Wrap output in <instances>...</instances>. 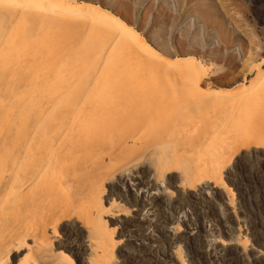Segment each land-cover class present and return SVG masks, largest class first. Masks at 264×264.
<instances>
[{"label": "rangeland", "instance_id": "rangeland-1", "mask_svg": "<svg viewBox=\"0 0 264 264\" xmlns=\"http://www.w3.org/2000/svg\"><path fill=\"white\" fill-rule=\"evenodd\" d=\"M22 1L8 5L9 12L38 10L30 5L22 7ZM75 1L109 11L135 29L157 50L161 57L160 62L157 61L159 68L171 72L169 74L178 86L192 78L199 79V85L182 92L181 95L187 98L185 103L171 104L163 112L156 135L145 137L139 115L130 111L117 117L114 126L101 136L72 141L71 146L75 147L68 154L61 153L59 164L57 161V167L54 165L53 171L48 174L49 179H44L45 184L39 193L41 196L37 199L39 202H31L29 211V218H33L29 219V225L32 228L36 225L35 229L30 227V237L34 239L29 238V244L32 240L40 241L41 233L45 231L49 242L52 240L48 243L50 246L46 245L49 250L46 251V246L34 244L29 254L39 260L38 264L58 263L55 260L63 261L62 264H72L71 260L73 264H103L105 259L111 264H163L167 253L178 250L188 264H225L216 246L218 240L245 241L246 245L264 253V106L261 104L262 107L244 110L233 123H222L221 113L203 106V102L210 100L230 101L242 96L251 97L264 87V70L255 75L253 68L264 58V12L257 13L249 0ZM81 16V19L90 17L89 14ZM14 23L13 20L0 21L6 31ZM43 33L49 32L34 24L27 35L24 52L12 55L10 65L0 70V111L6 112L4 115L8 118L0 120V196L7 188L8 173L16 151L31 136L29 133L37 112L35 101L41 96L44 99L49 96L51 89L45 83L53 77L59 63L62 81L67 80L72 68L75 69L70 82L58 92L67 100L76 101L89 84L87 81L82 85L80 81L97 71L89 66L87 57L79 58L75 67L71 63L77 57L75 54L80 41L85 37L84 30L77 32L69 41L63 63L58 58H42L46 55L48 40L45 38V43L38 46L35 37ZM114 39H117L115 33L110 44L115 42L112 41ZM60 52L61 49L58 54ZM187 58L196 60V69L193 66L192 70L196 77L189 75L182 62L181 68L180 64L177 65ZM175 65L179 67L178 71ZM162 86L166 93L172 92L169 86ZM37 88L43 90V95H36ZM141 91L135 90L134 93ZM27 95L32 96V102H28ZM35 134V151L28 162L32 168L40 164V155L50 146L49 141L41 139L40 132ZM254 135L256 138L252 139ZM251 139L260 147L248 157L242 156V149L237 147ZM223 147L226 156H232L225 162L221 173L222 180L232 192L230 206L223 202L225 192L221 187H211L212 183L199 182L196 177L199 161ZM163 172L165 174L161 176ZM182 172L189 173L187 183L181 176ZM148 175L156 189L136 184ZM40 187L36 185L33 190ZM151 197L157 200L147 204ZM140 200L148 202L141 206ZM100 203L109 209L100 212L97 210ZM40 204L46 205V210ZM135 213L143 219L142 227L122 224L123 220L132 219ZM34 219L37 224H33L36 222ZM103 224L113 232V241L107 246L105 257L100 256L96 237ZM6 227L8 230L11 226H0V242L8 239ZM1 229L7 233L4 234ZM34 230H39L38 236ZM190 235L194 238H187ZM200 241L207 246L209 254L206 257L196 254V245ZM37 246L46 249L38 251ZM50 250L51 254L55 251L57 255L50 256ZM12 252L4 264H18L27 253L26 249L19 250L21 254ZM46 252L50 254L48 260L44 258L49 257ZM44 254L46 256L43 257ZM251 264L257 263L251 261Z\"/></svg>", "mask_w": 264, "mask_h": 264}, {"label": "bare ground", "instance_id": "bare-ground-1", "mask_svg": "<svg viewBox=\"0 0 264 264\" xmlns=\"http://www.w3.org/2000/svg\"><path fill=\"white\" fill-rule=\"evenodd\" d=\"M19 1L20 0L0 1V21L13 20L15 22L12 26L10 25L11 27L7 31L0 25V40L3 39L0 41V70L10 65L12 55H19L20 53L24 52V47L27 46V35L29 34L30 28L34 24L40 26L44 31L47 30L49 32L43 33V35L39 34L40 36L36 35L35 37L36 44L38 46H40L42 43H45V38L48 40L47 44H45L46 55L42 56V58H58L60 59L61 63H63V61L66 59V53L64 51H66L67 45L71 38L74 37V35H76V33L80 30H84L86 32L85 37L80 41L77 53L75 54L77 57L72 59L71 63L75 67L78 65L79 58L87 57L89 59V66L95 69L94 71L97 70L95 74L92 72L91 76L86 75L83 77L84 79L80 81V84L82 85L87 81L89 84L86 86L87 88L85 89V92L80 97H77L78 99L76 101L70 99L67 100L58 93L61 87H66V85L70 82L71 77H73L75 73V69L72 68V70H70L67 75V80L62 81L63 75L61 78L59 69L61 66L60 63L57 66L53 77L50 76L51 78L46 80V86L51 89L47 99H44L41 96L43 95V90L41 88L36 89V95L41 97H39L40 100L35 101L37 112L32 122V129L29 133L31 136L30 138L28 137V140L23 145V147L16 151L17 153L11 162V169L8 173L9 178L7 179V188L5 191H3L2 196H0V226L3 227V225L6 224L11 226L8 230V227H6L5 230L9 232L7 237L8 239H4L3 241L1 240L2 242H0V263L4 264L6 261H8L10 258H8V255L11 254V250L13 251L12 253H15L14 251L18 253L19 250L26 249L27 253L23 252L25 254L18 261V264H38L37 261L39 260L33 258L29 252L35 247L34 244H37L39 247H44L52 240L49 242L48 236L46 235L47 232L45 233V231H42V233L39 232L41 233V239L39 238L40 241L32 240L31 245L29 244L28 239L31 238L30 236L32 235V231L30 229L32 225H29V219L31 218H29V211L32 205L31 202H39L37 199H39L41 196L39 193L43 187L42 185L45 184L47 179H49L48 174L53 171V167L56 166L55 164L61 157V153L68 154V152L73 150L74 145L71 146L72 141H80L81 138L84 140H89L91 138L101 136L104 134V132L108 131L110 127L114 126L115 121L118 119L117 117L121 116L122 114H128L130 111H133V113L139 115L141 122L143 123L142 125L144 133H146L145 137L156 135V132H158V121L163 112L171 104L182 105L185 103L187 98L181 95L182 92L184 93L193 87H197L199 85V79L192 78L191 81H186L178 86L174 78L171 76V74H169L171 72L167 73V71L164 72L161 70V68H159L157 61L160 62L161 57L157 53V50L155 51L151 45L131 26L117 19L114 15H112L111 12L102 10L98 6H84L75 0H23L20 3L22 7L25 5H30L32 8H36L38 10H31L28 12H24L25 10H23L22 13L20 12L14 14L9 12L8 5H14ZM249 1L253 2V6L256 8L257 13L260 14L261 12H264V0ZM85 14H89L90 17L81 19V15L85 16ZM9 24L10 23H8V25ZM114 33L117 34V39L119 37V42L117 39L112 40L117 42V44L114 42L116 45L114 43L110 44L112 34ZM60 49L61 52L58 54V50ZM58 55L60 56L58 57ZM181 62L183 63L182 65H184L185 69L189 71V75H193V66L196 64L195 58L184 59L178 62L177 65L179 66ZM178 66L177 69L175 68L177 71L179 69ZM253 68L255 70V75L260 74L261 71L264 70V58L254 64ZM193 77L196 76L193 75ZM179 78H181V76ZM244 80L245 79L242 78L243 82ZM163 84L169 86L172 92L166 93L164 91L165 88L162 86ZM135 90L142 91L139 94H136L134 93ZM255 92L256 93L251 97L242 96L239 98L237 97L236 99L233 98V100L230 101H205L203 102V106L209 110L221 113L223 116L222 123H233L236 120L237 115L242 113L244 110H249L250 107L261 106V104L264 106V87ZM20 96L21 94H19V97ZM31 97L32 96L27 95L28 102L31 101ZM1 101L2 99L0 98V103ZM4 114H6V112L3 113L0 111V120L6 121L8 118ZM39 132L41 139L44 141H49L50 146L43 153L40 152L42 153V155L39 154L41 162L36 168H32L28 162L32 156V153L35 151V133ZM54 135H56V137H54ZM254 138H256L255 135L252 139ZM252 139L251 141L246 140L247 142L242 141L243 143L240 146L238 145L239 147H237L235 144L238 150L242 149V156L248 157L251 153H255L254 149L260 147V144L257 141V143L253 142ZM211 149L213 150L214 148ZM76 151L77 150L75 149L73 153L75 154ZM226 153L227 152L225 151L224 147L223 149H215V151L213 150L208 154L207 158H205L206 160H200V164L196 167V177L199 182L212 183L211 187H221L225 192V197L224 195L222 196L223 202L229 204L230 206L233 200L232 192L224 180H222L223 177H221L222 168H224L225 162H227V159L229 160L231 156H226ZM161 166L162 163L160 164V167ZM164 174L165 172H163L161 176H164ZM188 174V172H182L181 174L183 179H186V183L188 181ZM149 176L150 175H148L145 179L138 181L136 184L141 187L156 189V187H154V185L151 183L152 179L150 180ZM161 176H159V178H161ZM64 182L66 185H68L66 181ZM183 184L184 183H181V185ZM36 185L41 187L33 190ZM45 187L47 186L45 185ZM192 192L193 191H191V193ZM64 193L66 192L64 191ZM154 200L157 199L155 197H151L149 198V202L146 200L145 201L148 202L147 204H149ZM145 201L140 200L139 204L141 206L145 205ZM104 204L100 203L97 210L100 212L107 211L109 208L105 207L107 204L105 206ZM45 206L46 205L42 207L45 209ZM46 208L48 209V207ZM92 214H94L93 211ZM89 220L91 221V219ZM35 221L36 222H33V224L38 223L37 220ZM122 224L139 228L143 226V219L136 214L132 219L123 220ZM35 227L32 229H35ZM38 227H40V225ZM38 231L39 230H37V232ZM37 232L35 231L36 235ZM48 233L53 232L48 231ZM111 233L113 232H111L108 226L103 224L99 230H97V236L95 235L98 239L97 244L100 249V256L102 257L107 256L108 249L106 248L109 243L111 244L113 241ZM1 234L2 233L0 232V235ZM187 238L193 239L194 237L190 235L187 236ZM89 242L93 244V242ZM195 242L197 243V241ZM47 246L50 245L48 244ZM112 246L114 247V245ZM196 246V254L199 256L206 257L209 254L207 246L203 241H200ZM216 246L221 251V261H223L225 264H251V261L256 262L257 264H264V253L257 248L246 245L245 241L243 242L238 240L232 242L218 240L216 242ZM39 247L36 250L41 249V251H43L46 249V247L44 249ZM48 250L49 247H47L46 251ZM50 252L51 250L49 253ZM92 252H94V254L97 253L95 251ZM55 253L56 252L54 251V254L52 252L50 255L46 252L48 256L57 255ZM19 254L21 253L19 252ZM39 254L41 255V253ZM39 254L38 256H40ZM46 254L42 256L44 257ZM19 256L21 257V255ZM50 256H46L44 258H47L48 260ZM53 259L55 260L56 258L54 257ZM55 261L58 262H55L56 264L64 263L63 261L61 263L60 260ZM71 263L73 264L72 260ZM68 264L70 263L68 262ZM103 264L111 263L105 259V263ZM163 264H188V262L183 257V255L178 250H176L174 252L171 251L167 253L163 257Z\"/></svg>", "mask_w": 264, "mask_h": 264}]
</instances>
